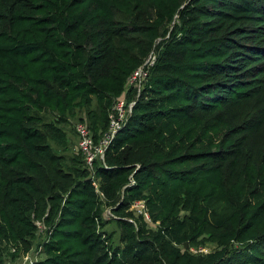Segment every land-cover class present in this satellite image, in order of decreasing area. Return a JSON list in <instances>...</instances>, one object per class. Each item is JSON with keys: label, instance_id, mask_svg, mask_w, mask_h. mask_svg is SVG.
<instances>
[{"label": "trees", "instance_id": "trees-1", "mask_svg": "<svg viewBox=\"0 0 264 264\" xmlns=\"http://www.w3.org/2000/svg\"><path fill=\"white\" fill-rule=\"evenodd\" d=\"M152 53L103 159L76 131L79 154L58 153L56 122L84 106L103 133L89 112L77 125L104 138ZM261 98L264 0H0V264L4 245L31 252L37 222L33 264H264ZM207 230L214 250H189Z\"/></svg>", "mask_w": 264, "mask_h": 264}, {"label": "rangeland", "instance_id": "rangeland-1", "mask_svg": "<svg viewBox=\"0 0 264 264\" xmlns=\"http://www.w3.org/2000/svg\"><path fill=\"white\" fill-rule=\"evenodd\" d=\"M135 84H136V81L130 82V86H132V87H134ZM127 86H128L127 91L123 92L120 95L121 97L119 98L121 100L127 101L126 105L123 104L122 106H120V114H122V115L123 114L126 115L127 113H129V111H130L129 105L130 104H128V103L133 102V100L136 99V95H131V99L129 101L128 91L130 89H133V88L130 87L128 85V83H127ZM119 99H117V100H119ZM261 99H264V98H261ZM117 100H115V102ZM88 112L91 113L92 115H94V117H95L93 124L96 127V133H97L96 135L100 137L102 135L103 131H102L101 124H100V118L98 117L99 113L97 111V107L95 104H93L90 109L87 108L86 106H84V108H82V109H77L75 111L74 115L65 116L64 119H66V121L61 122V123L56 122L57 118L51 114H48L46 112L39 114V117L45 123L51 124V123L56 122L55 128L60 130L61 134H63L64 141H63V143L52 142V146L54 147V149L57 150L58 153L65 156V158L67 160H69L70 157H72V156L75 157L77 154H79L78 153V146H77L78 137L75 133L76 125H77L78 121H80V119L82 121H84V123H86L88 126L90 125ZM131 209H134V210L138 211L139 213H142V211H143L141 205L132 206ZM138 212L135 213V217L140 215ZM27 213H29V210H27ZM105 216H106V218H108L110 216V211L108 208H105ZM145 217H147V216H145ZM36 225L39 229V235L35 239L33 249L29 253V257L32 259L38 258V253H39V246L38 245L43 241V239L45 237L44 227L38 222L36 223ZM115 228H116V226L114 224H111V223H109L105 227V229L107 231H112V230L114 231ZM200 241L203 244V245H200L201 247H198V248L191 247L189 250H193V252H202V253H207V252L214 250V247H215L214 243H213L214 237H213V233L211 232V230H207L206 234L200 239ZM183 248L186 249L187 247L183 246L182 249ZM13 253H15L14 250H12L8 246L4 245L2 264H21V263L23 264L24 263V258H25V257H23L24 255H22L21 257H19L17 259H12Z\"/></svg>", "mask_w": 264, "mask_h": 264}, {"label": "built area", "instance_id": "built-area-1", "mask_svg": "<svg viewBox=\"0 0 264 264\" xmlns=\"http://www.w3.org/2000/svg\"><path fill=\"white\" fill-rule=\"evenodd\" d=\"M155 54L149 55V57L146 59L144 64L138 68L129 78L128 80V85L130 86V82L136 81V84L134 87H132L136 91V98L139 95V92L144 86V80L148 74L147 69L150 68L154 62H155ZM127 101L125 100H117L114 102L111 110V115H110V124H109V130L108 133L104 136V138L96 145L93 147V142L91 138L89 137L88 130L86 127L82 124H78L76 126V132L79 135L80 141L78 143V146L81 150V152L85 155L86 161L89 165L93 162V160L98 156L100 159H103V154L104 151L106 150L107 146L109 143L112 141L114 138L115 134L123 127L125 122L127 121L128 116L131 114L132 107L135 104V101L130 102L128 104L130 111L126 115L120 114V106L123 104L126 105ZM135 205H141L143 208V205L141 202H137L134 204ZM147 218V217H146ZM24 263L23 264H33L36 259H32L29 257V254L24 255ZM28 262V263H27ZM22 264V263H21Z\"/></svg>", "mask_w": 264, "mask_h": 264}]
</instances>
